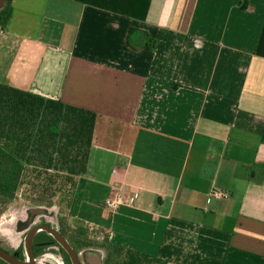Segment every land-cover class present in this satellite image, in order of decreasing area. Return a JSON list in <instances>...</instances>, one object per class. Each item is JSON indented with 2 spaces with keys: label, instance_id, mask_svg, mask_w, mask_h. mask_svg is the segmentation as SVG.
<instances>
[{
  "label": "crops",
  "instance_id": "crops-1",
  "mask_svg": "<svg viewBox=\"0 0 264 264\" xmlns=\"http://www.w3.org/2000/svg\"><path fill=\"white\" fill-rule=\"evenodd\" d=\"M11 6L0 84L96 114L73 213L165 264H264V0Z\"/></svg>",
  "mask_w": 264,
  "mask_h": 264
},
{
  "label": "trees",
  "instance_id": "trees-1",
  "mask_svg": "<svg viewBox=\"0 0 264 264\" xmlns=\"http://www.w3.org/2000/svg\"><path fill=\"white\" fill-rule=\"evenodd\" d=\"M12 1L0 10V29L12 15ZM96 114L59 100L0 84V182L2 194L35 204L56 199L71 211L86 175ZM116 264H165L159 258L111 246Z\"/></svg>",
  "mask_w": 264,
  "mask_h": 264
},
{
  "label": "flooded vegetation",
  "instance_id": "flooded-vegetation-1",
  "mask_svg": "<svg viewBox=\"0 0 264 264\" xmlns=\"http://www.w3.org/2000/svg\"><path fill=\"white\" fill-rule=\"evenodd\" d=\"M52 208L0 191V264H110L96 228Z\"/></svg>",
  "mask_w": 264,
  "mask_h": 264
},
{
  "label": "built area",
  "instance_id": "built-area-1",
  "mask_svg": "<svg viewBox=\"0 0 264 264\" xmlns=\"http://www.w3.org/2000/svg\"><path fill=\"white\" fill-rule=\"evenodd\" d=\"M137 193H129L123 186H114L110 196L104 202V207L112 212L116 213L123 207H133L137 199ZM230 194L228 192L216 190L210 194V197L222 199L228 198Z\"/></svg>",
  "mask_w": 264,
  "mask_h": 264
},
{
  "label": "rangeland",
  "instance_id": "rangeland-1",
  "mask_svg": "<svg viewBox=\"0 0 264 264\" xmlns=\"http://www.w3.org/2000/svg\"><path fill=\"white\" fill-rule=\"evenodd\" d=\"M4 182H0V191H2L3 189V184ZM21 194H23V190L17 191L14 195L16 196H20ZM22 204H26L25 202H22ZM53 210H63V211H67L66 208L60 203L59 199H56L54 204H53ZM97 233L95 234L97 239V246L99 247V249H104L103 253L106 254L108 252V254H110L111 256V252H112V248L109 244V239H108V234L106 231L104 230H100L97 229L96 231ZM118 262V258L116 256L112 255V261L110 264H116Z\"/></svg>",
  "mask_w": 264,
  "mask_h": 264
},
{
  "label": "water",
  "instance_id": "water-1",
  "mask_svg": "<svg viewBox=\"0 0 264 264\" xmlns=\"http://www.w3.org/2000/svg\"><path fill=\"white\" fill-rule=\"evenodd\" d=\"M6 5V0H0V10H2ZM101 261L100 259L98 258V264H100Z\"/></svg>",
  "mask_w": 264,
  "mask_h": 264
}]
</instances>
